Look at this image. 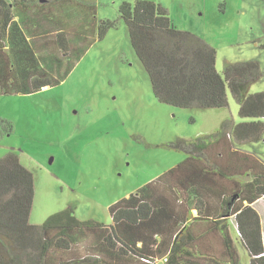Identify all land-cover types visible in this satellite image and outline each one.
<instances>
[{
    "label": "trees",
    "instance_id": "obj_1",
    "mask_svg": "<svg viewBox=\"0 0 264 264\" xmlns=\"http://www.w3.org/2000/svg\"><path fill=\"white\" fill-rule=\"evenodd\" d=\"M19 2L0 0L1 49L5 48L6 31L14 23L12 6ZM92 6L93 0L88 5L91 13L94 12ZM118 10L128 27L131 46L159 102L179 108H223L227 106L229 90L239 105V117L252 120L239 123L225 120L213 133L190 139L177 138L167 144L169 148L183 152L186 159L135 193L111 204L108 210L112 222L109 225L79 221L72 208L48 216L41 224H31L29 215L35 190L33 173L20 162L16 153L7 152L0 157V264H106V255L82 247L85 245L81 242L82 229L93 228L102 231L101 244L105 250L128 264H239V255L229 233V218H232L238 240L246 250L248 264H264L260 215L251 206L264 196V162L251 153L233 149L236 145L260 141L264 133V122L260 120L264 117V91L247 93L250 83L260 75L259 63L249 60L230 64L224 67L221 75L215 67V48L196 34L174 26L161 3L122 1ZM94 24L96 22L90 16L88 28L94 30ZM114 25V20H102L96 26L97 38L101 39ZM69 35V29L56 34V54L66 59L62 72L52 76L42 69L36 73L28 60V65L21 68L28 72L29 81L27 83L26 78L19 76L25 84L18 85V80L9 76L7 69H2L0 94L31 93L43 86L60 83L82 56V49L86 46V50L94 41L93 36L86 44L71 45ZM13 71H16L15 65ZM224 157L229 161L220 166ZM205 160L212 163L206 167L208 171L214 169L221 176L225 172L224 179L229 183L221 197L220 215H188L186 219H172L169 249L161 252L156 236L164 233L170 223L158 222L152 189L187 165L203 162L206 165ZM191 184L192 179L186 178L171 186L179 205L184 202L181 189L189 192ZM187 205L200 211L205 198L199 194ZM79 249H84L83 253L74 254Z\"/></svg>",
    "mask_w": 264,
    "mask_h": 264
},
{
    "label": "rangeland",
    "instance_id": "obj_2",
    "mask_svg": "<svg viewBox=\"0 0 264 264\" xmlns=\"http://www.w3.org/2000/svg\"><path fill=\"white\" fill-rule=\"evenodd\" d=\"M122 1L133 2L93 0L94 23L109 19L115 25L82 49L61 83L30 94H0V157L12 151L33 173L31 224L72 208L79 221L108 225L112 203L185 157L167 144L213 133L225 120H252L239 117L229 90L223 108L159 102L120 18ZM154 1L167 9L174 26L215 48L221 75L227 65L257 61L260 75L247 93L264 91V0ZM236 147L264 162V133L258 142ZM256 208L264 214V198ZM236 245L239 264H248L247 253Z\"/></svg>",
    "mask_w": 264,
    "mask_h": 264
},
{
    "label": "crops",
    "instance_id": "obj_3",
    "mask_svg": "<svg viewBox=\"0 0 264 264\" xmlns=\"http://www.w3.org/2000/svg\"><path fill=\"white\" fill-rule=\"evenodd\" d=\"M6 1L9 3H12L14 1H20V2L12 6L14 23L12 24L11 27H9L8 31H6V36L4 38L6 43L5 48L1 49L0 47V70L7 69V72H9L8 73L9 76L11 77L13 76L18 80L17 82L18 85L25 84L20 80L19 76L26 78L27 83L29 81L27 77L28 72L23 70V68H21L24 66V64H26V66L28 65L27 62L28 60H31V64H32L31 67L33 71H35L36 73L41 72L42 69H44L48 71L50 75L53 76V75H57L58 73L62 72L65 69L66 59L56 54L58 52L57 51L58 48L56 47L57 46L56 34L59 31H65V29H69L70 31L69 41L71 45H76L81 43L86 44L88 40L92 39L93 36H94V41L97 39L96 36L97 24L96 25L94 24L95 27L94 30L88 28L87 26L88 22L90 21V14H91V10L88 7V5H90L92 0H6ZM92 42H90V44H92ZM11 48L15 50L11 51ZM48 52L50 53L48 54ZM36 57L38 58V62L37 59L35 61ZM81 57L82 56H80V58ZM10 62H13L14 64L11 65ZM14 65L16 71H13ZM71 70L69 71V73L71 72ZM69 73L67 74V76L69 75ZM55 85L43 86L41 89ZM40 90H37L35 92H38ZM12 94H4V95H12ZM15 94H30V93L19 92ZM233 149L242 152H247L237 147ZM186 157L187 156L185 155V157L181 161L186 159ZM181 161H179L176 165H178ZM228 161L229 159H226V157H224L221 160L220 166L227 165ZM205 163L206 165L204 164V162L187 165L188 167L181 169L178 173L172 176L169 175L164 179V181H160L154 186V188L152 189L153 191L152 199L154 202V210L158 214V222H162L163 224L166 225L167 223H170L172 219L174 220V218L176 217L186 219L188 215H191L192 217L196 215H220L221 205H222L221 197L222 194L225 193L226 187L229 183L227 184L226 180L224 179L225 172L221 173L223 175L221 176L216 174L215 173L216 171L214 169L213 171L211 169L208 171L206 167L208 168L209 165H212V163L207 162L206 160ZM164 172H162L161 174H163ZM161 174H159L158 176H160ZM186 178L192 179L191 190L188 192L184 188L181 189V191L184 193L181 195L184 198V202L183 204L179 205L177 203V194L171 186L175 183H181ZM199 194H202L204 196L205 205L202 206V210L200 209V211H197L194 208H190L187 205V202ZM262 198H264V196L260 197L259 199H256L253 203H251V206L254 207L260 215L261 227L263 231L264 214L261 215V213L256 208V203ZM245 204H247V202H245ZM228 225H229V233L233 238L236 250L238 252L236 243L240 244L242 248L243 246L238 240V236L234 234L236 231L232 224V218L228 219ZM170 226H172L171 223L168 226V228H166L167 230H165L164 233H161L160 235L156 236V238L158 239L157 244L158 243L160 244L161 252H166L169 249L170 240H171ZM202 226L203 225H201V227ZM82 230H79V232L82 231L81 242L82 244H85L82 245V247L86 246L88 247L87 249H90V251L92 252L99 251L103 256L106 255V258L108 259L106 260V264H128L124 259H121L115 256L113 253L111 254L105 250V247H103L101 244L102 231L100 229L93 228V229H82ZM243 250L246 252L244 248ZM83 251L84 249H79L76 252H74V254L76 255L82 254ZM67 256H70V254H68ZM113 257H115V259H112ZM239 263H240V256H239Z\"/></svg>",
    "mask_w": 264,
    "mask_h": 264
}]
</instances>
